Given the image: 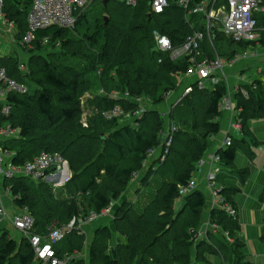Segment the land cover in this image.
Wrapping results in <instances>:
<instances>
[{"label":"trees","instance_id":"trees-1","mask_svg":"<svg viewBox=\"0 0 264 264\" xmlns=\"http://www.w3.org/2000/svg\"><path fill=\"white\" fill-rule=\"evenodd\" d=\"M33 2L5 1L4 14L17 26L18 42L28 31L27 16ZM199 2L194 0L195 4ZM147 6L142 3L136 8L122 5L112 9L108 4L103 15L97 16L91 25L84 13L74 30L56 27L41 30L27 47L31 55L28 78L34 91L10 96L12 109L8 117L3 116L0 105V128L8 126L20 131L18 138L3 149L14 154V167H22L42 153H58L71 173L64 188L68 194L65 199H57L45 179L39 185L27 177L7 181L6 189H10L16 207L27 209L35 219L37 234L47 235L54 226L64 228L74 219L80 225L87 223L92 213L100 214L117 203L142 170L149 152L163 143L166 118L152 108L177 91L191 63L189 57L175 62L169 53L159 52L153 33L167 36L173 47L179 48L189 36L202 30V19L196 16L188 19L185 10L175 4L159 16L147 13ZM81 25L84 34L78 36ZM71 34L81 39L76 40L80 46L69 39ZM223 34L219 31L212 43L209 40L211 49L205 42L202 44L199 61L215 60L217 55L227 61L235 59L238 51L232 49L229 38L225 37L230 54L217 47L216 42ZM48 46L53 51L43 56ZM0 67L12 78L16 72L20 73L16 60L1 58ZM86 94L96 95L87 101L93 113L84 122ZM114 94L119 97L129 94L130 100H115ZM226 96L224 82L213 90L195 86L193 93L171 111V120L179 131L169 155L158 172L147 174L144 184L150 189L139 197L138 203L124 204L114 215L117 233L124 241H118L113 258L107 254L106 239L96 242L90 251V264H216L213 257L222 264H251L237 239L238 221L220 209L211 212L210 222L229 233L235 243L229 246L213 237L196 247L193 258L195 234L202 222L206 198L194 192L185 198L183 210H176L183 199L181 188L194 179L197 165L221 131L218 120ZM143 98L150 100L152 108L135 119L140 111L135 100ZM236 100L242 126L248 121L264 120V79L243 88ZM117 107L123 111V117L112 120L104 117ZM180 116L182 122L177 124L175 120ZM128 118L134 119L131 125H125ZM103 136L107 137L106 142ZM236 151L235 146L220 151L226 167L234 164ZM233 173L237 172L233 170L219 181L224 183ZM242 175L240 172L241 178ZM153 180L157 181L155 186L151 185ZM235 193L229 188L222 190L221 195L234 206ZM80 231L75 229L66 234L67 248H56L60 258L77 254L74 239L80 237ZM20 244L9 234H0V264H39L28 240L23 238ZM85 263L78 259L75 264Z\"/></svg>","mask_w":264,"mask_h":264},{"label":"built area","instance_id":"built-area-1","mask_svg":"<svg viewBox=\"0 0 264 264\" xmlns=\"http://www.w3.org/2000/svg\"><path fill=\"white\" fill-rule=\"evenodd\" d=\"M6 0H0V23L8 26L11 32L17 30L15 23L10 22L4 14ZM95 0H34L31 9L27 16L28 31L21 41V46H30L36 39V34L41 30H47L52 27L74 30L79 22L80 17L94 3ZM111 1V0H110ZM127 7L136 8L139 4L138 0H116ZM151 1V4H150ZM172 0H149V5L152 9V14L159 16L163 15L172 5ZM228 9L225 7L217 8L219 0H201L195 4L194 0H176L175 5L185 10L188 19L200 17L202 19V30L195 32L189 36L184 44L179 48H174L172 41L157 31L153 33L156 43V49L159 52L169 53L172 61L178 62L186 57L190 58L191 67L188 72L181 77L185 83L191 79H195L192 84L187 83L182 96L172 103L169 116L166 117L167 126L163 132V143L159 148L160 154L156 158V162L161 165L166 160L174 143L175 135L178 133V126L171 120V111L182 102L184 98L191 95L194 87L200 89L213 90L218 86L225 77V70L229 65H234L239 61H245L249 58V54L236 56L233 61H227L217 55L215 60L205 59L199 61L201 56L202 44L208 36L210 42H213L214 31L220 29L227 38L234 44H252L261 41V32H264V26L259 28L258 15L264 18V0H226ZM21 73V82L16 81L9 76L5 68L0 67V101L2 104L3 116L8 117L11 113L12 104L9 102V97L12 95H28L31 94L33 84L28 78V65L21 64L19 66ZM104 92L100 95L104 96ZM115 100H130L129 94L123 96L113 95ZM146 102V108H142ZM140 107V111L135 115V119L140 117L144 112L151 108L149 99L135 100ZM221 111L229 113L232 118L238 119L240 110L236 108L231 99L226 96L221 105ZM124 113L121 108L117 107L113 111L104 114L108 120L123 117ZM129 117V116H127ZM240 127V125H238ZM18 131L13 130L8 126L0 128V221H5L9 218L13 227L21 234L22 238L27 239L30 243L39 264H75L79 259V255L65 256L60 258L57 254V246L64 240L66 234L78 229L80 222L77 219L64 227L59 228L54 226L50 229L47 235L35 233L36 221L27 209H19L18 213L8 216L6 208L2 205V193L4 189L8 195H11L10 189L3 186L4 181H10L19 177H27L38 183L42 179H59L60 183L66 181L65 171L67 162L58 153H42L31 162H27L22 167L12 166L14 154L4 151L3 141L10 140L11 136ZM233 146V138L227 136L222 143L220 149L211 152L209 150L203 159L199 162L196 170L201 166L208 164L210 169L207 173L206 180L212 191L213 208L223 210L232 220L237 221V210L226 203L221 192L222 188L217 184L218 175L227 171V167L223 163L220 151L229 150ZM213 148V147H212ZM157 148L150 151L148 158L153 159ZM68 165V164H67ZM156 168H153L155 170ZM52 172L49 178L46 175ZM139 174H136L137 177ZM64 178L63 180H61ZM197 189V180L193 179L186 187H182L180 194L183 199L193 194ZM14 200V198H13ZM114 204L103 210L100 214L92 213L87 222H95L101 218L114 217ZM82 225V224H81ZM80 225V226H81ZM211 236H216L224 241L226 245L234 242L229 233L223 231L221 227L211 224L210 219L206 226L199 228L195 234V245L201 242H209Z\"/></svg>","mask_w":264,"mask_h":264},{"label":"crops","instance_id":"crops-1","mask_svg":"<svg viewBox=\"0 0 264 264\" xmlns=\"http://www.w3.org/2000/svg\"><path fill=\"white\" fill-rule=\"evenodd\" d=\"M18 32V28L11 32L10 30H5L2 24H0V59L19 61V59L15 57L16 55H19V50L21 48V43H19L17 39ZM260 42H262V38L258 43L241 44L248 46L247 48L245 47L244 50L238 51L237 56L249 54V58L245 61L241 60L234 65H229L225 70L226 77H224L222 81L225 84L227 83V96L231 99L236 108L237 93L241 90L243 91V88L251 86L258 79V71L262 72L264 69V49L260 50ZM6 43L8 45H5ZM254 44L258 45L255 47ZM3 45L8 47L7 51H2L4 48ZM18 64L19 66H21V64L28 65L25 61L18 62ZM185 82L181 80L179 89L169 94L163 105L161 104L154 108L151 106L150 108H152L153 111L161 112L160 114L162 115L167 111L170 113V105L182 96L187 83L192 84L195 82V79H191L187 81V83ZM2 104L3 101H0V105ZM168 112L167 114H169ZM167 114L164 115L167 117ZM218 122L221 128L220 133H223L225 139L227 136L233 138L232 147L235 146L237 151L234 164L227 167V171L218 175L217 184L223 190H229V188L236 190L234 196L235 204L233 207L238 212L237 221L240 226V233L238 234L237 239L244 246L242 250L243 254L248 258V256H252V251L256 250L260 256H264V120L248 121L242 126L238 119L232 118L229 113L222 112ZM238 125H240V127H238ZM15 135H19L18 132ZM16 136L14 139H17ZM216 138L213 140V148L211 147L210 149L211 152L220 149L225 140L223 138L224 140L215 141ZM157 149L154 158L150 160V164L152 165L155 164L156 158L160 154L161 148ZM224 151L226 150L221 152ZM209 169V165L205 164L194 173V179L197 180V189L195 192H200L205 196L207 201L199 228H203L208 224L209 219H211V212L215 210L213 208L212 191L206 180ZM233 170L237 173H233L232 178H227L224 180V183L219 181L222 177L228 176L230 173L232 174ZM240 172L244 173L242 178ZM146 176L147 174L141 171V173L139 172V175L131 181L121 199L115 203V211L119 210V208L125 203L131 204L136 200L137 192L142 184H144L142 182H144ZM245 176L246 178H243ZM69 178H71V173ZM69 178L68 181L70 180ZM1 203L8 209V213L14 212L15 208L17 209L16 213H18L19 209L16 207L14 200H11L10 195H2ZM83 229L84 228L82 227L81 232ZM213 237L218 239L216 236H211V238ZM218 240L219 242L224 243V241L220 239ZM192 254L193 258H196L197 250H193ZM216 260L218 262L220 259L216 258ZM217 262L216 264H218Z\"/></svg>","mask_w":264,"mask_h":264},{"label":"rangeland","instance_id":"rangeland-1","mask_svg":"<svg viewBox=\"0 0 264 264\" xmlns=\"http://www.w3.org/2000/svg\"><path fill=\"white\" fill-rule=\"evenodd\" d=\"M103 0H95L94 3H92L88 9L84 12L86 14V16L88 17V20H89V23L90 25L93 23V20L99 16L100 14H102V12H104V6H103V3H102ZM176 0H172L170 1L171 5H173ZM139 4L141 5L142 3L143 4H148L147 6V13L149 14H152V9H151V6L149 5V0H138ZM118 6H122V4L116 0H111L109 2V7H112V9L118 7ZM221 7H225L226 9H228V6H227V1L226 0H219L218 2V6L217 8H221ZM31 9V7L29 8V10ZM29 12V11H28ZM258 20H259V28L261 29L263 26H264V18H262L260 15H258ZM2 24L3 28L6 30H9L8 26L4 25L3 23H0ZM60 29V28H59ZM84 26L81 25L78 27V36H81L82 34H84ZM93 27L91 28V32H93ZM220 29H216V31H214L215 35L217 33H219ZM261 36H262V40L263 42H260L261 44H259V48H261L260 50L264 49V32H261L260 33ZM223 38L220 39L218 42H216L217 44V47L223 52L225 51L226 53L230 54V50H229V47H228V44H229V41L227 40V36L225 34H223ZM225 37L227 38L225 40ZM69 39H73L75 44L78 46H80L81 44L77 43L78 41L76 40H80L78 37H74L72 34L69 35ZM21 43V42H19ZM209 43V38L208 36L206 37V41H205V46H207V48L211 49ZM5 45H8L7 43ZM215 45V43L213 44V46ZM255 47L258 45V44H254ZM4 46V45H3ZM20 50H19V55H16L15 57H17L19 59L18 62H27L30 60L31 58V55L28 53V49L27 47L28 46H20ZM49 48L47 49L46 52H44L43 56H48V54L50 52L53 51V47L52 46H48ZM8 47L4 46L3 48V52L4 51H7ZM232 49L233 50H237V51H242L245 49V47H240L239 45L237 44H232ZM58 52H59V49L57 48ZM201 51L203 52V47L201 48ZM29 64V63H28ZM262 69V68H261ZM226 77V76H225ZM257 78L258 79H264V69L262 72L258 71L257 73ZM13 79H15L16 81L18 82H21V73H18L16 72L15 75L13 76ZM223 83V82H222ZM224 85H226L227 87V83ZM230 86V84H229ZM179 89V88H178ZM227 90H228V87H227ZM33 93V92H32ZM96 94H86V97L83 99L84 100V104H83V107H84V122L87 121V118L92 115L93 113V108H91L88 104H87V101L88 99H91V98H94ZM146 102L143 103L142 105V108H146ZM163 105V104H162ZM172 106L170 105V108ZM170 110V109H169ZM168 112V111H167ZM167 112L163 113V117L166 118V114ZM161 113V112H160ZM169 113V112H168ZM137 114V113H136ZM165 114V115H164ZM184 114V113H182ZM167 116H169L167 114ZM134 118V117H133ZM133 118H128L126 119V123L125 125H131L132 122H134V119ZM128 120V121H127ZM179 120V121H178ZM173 121V120H172ZM175 122L178 124V122H182V118L180 116V119H177L175 120ZM201 123V122H200ZM167 126V120L165 121V128ZM18 131V130H17ZM20 131H18V134H19ZM16 135H13L11 136L10 140H7V141H3V144H2V147L4 148L9 141H11L12 139L15 138ZM222 136V137H221ZM18 138V135L16 136ZM223 133H220V135L216 138L215 141H221L223 139ZM225 139V138H224ZM223 139V140H224ZM160 165L155 162V164H150V160L149 158L144 162L143 164V168H142V172H145V174H148L150 171H153V172H158V170L160 169L159 167ZM153 168H156L155 170H153ZM140 171V173H141ZM139 174V173H138ZM64 178H62L61 180H63ZM70 179V178H69ZM58 180V181H57ZM53 189V192L56 196L57 199H65L68 197V194L65 193L64 191V188L66 186V184L68 183V179L66 181H62L63 183H60V180L57 178V179H54V178H51V180L49 179H46L45 180ZM157 181L156 180H153L151 182V185L153 184V186H155V183ZM6 183L7 181H4L3 183V186L6 188ZM40 182H38L36 185H39ZM144 183V182H142ZM152 188V187H151ZM150 188L148 186L145 187V184H142L141 188L138 190L137 192V197H136V200H134V202H132L131 204H137L138 203V200H139V197L143 194H145ZM2 195H8L5 190L3 189L1 191ZM9 196V195H8ZM11 197V200H13V197L12 195H10ZM185 199H182L181 202L179 201L176 205V210L177 212H181L183 210V206L185 205ZM13 203V202H12ZM127 204V203H125ZM116 205H114V213H115V210H116ZM6 208V207H5ZM7 212H8V209L6 208ZM13 210V209H12ZM17 211V209L15 208L14 209V212H9L8 213V216H12L13 214H15ZM19 212V211H18ZM84 228L83 231L80 235L79 238H75V244L76 246H78L77 250L75 253H78L79 254V260H83L84 262H86L85 264H90V261H91V256H90V251L92 249V247L94 246V244L98 241H105V239L107 240V243H106V247H107V254L110 255L112 258H113V249L117 246L118 244V241H121L123 242L124 239L120 238L119 234L117 233V229H116V226H115V217H107V218H101L100 220H97L95 222H87V223H84L82 224L81 226H78V229L81 230V228ZM0 234H9L13 239H15L18 243V246H22L20 243H21V240L23 239L21 234L13 227L12 223L10 222L9 218L6 219L5 221H0ZM77 237V236H76ZM211 240V237L209 238V241ZM234 243L232 242L231 244H228L229 246H232ZM68 246V238L64 241H62L58 246L57 248H62V247H66L67 248ZM198 246V245H197ZM196 246V247H197ZM22 248V247H21ZM196 248H193V250H195ZM62 257V256H60ZM248 260L251 264H264V256H260V254L254 250L252 251V256H248ZM213 261L216 263L217 260L215 257H213ZM218 264H221L220 260H218L217 262Z\"/></svg>","mask_w":264,"mask_h":264},{"label":"water","instance_id":"water-1","mask_svg":"<svg viewBox=\"0 0 264 264\" xmlns=\"http://www.w3.org/2000/svg\"><path fill=\"white\" fill-rule=\"evenodd\" d=\"M110 0H103V6L106 8L109 4ZM150 4H151V1H150ZM105 21H106V24L108 23V18H105ZM103 139V142H106L107 141V137L106 136H103L102 137ZM165 139V137H164ZM66 171H65V179L64 180H67L69 177H70V171H69V167L68 165L66 164Z\"/></svg>","mask_w":264,"mask_h":264}]
</instances>
